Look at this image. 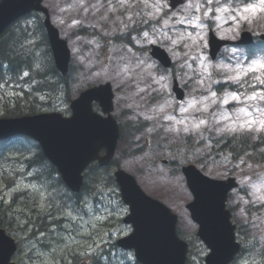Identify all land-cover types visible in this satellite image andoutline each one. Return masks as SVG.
<instances>
[{"label": "rangeland", "instance_id": "1", "mask_svg": "<svg viewBox=\"0 0 264 264\" xmlns=\"http://www.w3.org/2000/svg\"><path fill=\"white\" fill-rule=\"evenodd\" d=\"M44 5L72 52L73 87L68 94L76 98L86 86L106 81L113 84L114 115L122 114L130 127L118 145L119 167L134 175L148 195L179 216L180 230L189 238L197 229L185 208L191 195L180 173H176L177 167L171 164L165 167L161 161H179L181 168L187 160L193 163V159H201L206 169L193 164L206 175L216 179L235 177L239 187L230 194L228 208L234 223L244 225V237L251 248L236 264H264V161L236 163L230 158L213 156L207 143L208 138L220 135L247 134L252 140H259L261 133L264 135L258 125L253 124V130L248 131L246 124L264 120V69L259 67L264 64V54L248 56L242 49L225 48L213 62L207 44L209 28L218 37L231 40L238 39L243 30L263 33L264 3L186 0L177 10L171 9L169 0H45ZM251 7L255 11H245ZM37 23V18L22 20L18 24L22 29L16 32L22 33L24 44L35 50L34 54L42 61L44 40L35 28ZM86 26L90 33L93 29L97 32L78 33ZM23 27L35 29L30 32ZM14 35L16 39L20 37ZM125 35L130 43L112 45L108 40ZM11 42L14 43L6 42L4 48L15 46L9 45ZM153 44L169 53L175 63L172 71L162 69L150 57L149 47ZM25 45L16 50L27 51ZM108 53L109 60L102 57ZM124 56L134 57L138 63L125 61ZM122 67L124 71L118 70ZM173 77L187 92L183 102H178L172 92ZM19 94L16 86L0 85V116L4 114L3 105L7 101L15 105L10 99ZM53 102L62 108L61 99ZM138 126H142L140 132L132 135ZM171 145H177L174 153L170 152ZM183 155L185 160L181 159ZM103 175L98 174L102 179L99 184L92 180L96 175L90 178L91 194L86 192L76 203L69 197V202L63 204L65 198L60 190L42 191L28 178L10 187L6 182L0 185V203L8 205L5 209L10 211L6 230L20 245L14 259L17 264H68L76 255H80L81 263L96 258L113 261L110 264H136L133 253L115 247L117 239L131 233V227L122 223L128 208L121 201L118 188L106 184ZM48 183L53 185L52 181ZM97 191L96 204L93 200ZM19 192H25L19 195L32 202L39 195L36 205L39 213H33L15 199ZM48 213L51 216H46ZM41 228L44 233H38ZM240 242L244 244V239ZM206 254V247L194 241L189 262L201 264Z\"/></svg>", "mask_w": 264, "mask_h": 264}, {"label": "water", "instance_id": "2", "mask_svg": "<svg viewBox=\"0 0 264 264\" xmlns=\"http://www.w3.org/2000/svg\"><path fill=\"white\" fill-rule=\"evenodd\" d=\"M43 0H2L0 1V35L16 20L31 11L47 10ZM173 8L179 3L172 2ZM45 25L55 63L62 74H67L70 51L67 43L61 40L58 30L49 18ZM251 41L249 34L243 35L242 43ZM229 44L218 40L210 33L211 57L216 58L220 49ZM152 56L165 68L172 65L168 54L160 47L153 46ZM174 91L178 98L183 92L175 82ZM113 94L110 86H100L89 90L73 102V115L64 118L60 114H44L35 117L0 120V139L16 134L31 136L42 146L46 157L58 168L66 184L74 191L82 185V172L93 161L107 165L115 152L119 129L112 116L103 118L92 111V102L98 101L103 112L113 110ZM102 148L107 155L99 156ZM188 185L195 200L188 209L192 218L199 223L198 235L212 250L207 264H227L237 253L235 227L230 222V213L225 209L228 193L237 184L234 179L216 181L203 176L195 167L184 168ZM116 180L123 200L130 206L131 214L125 220L133 225L134 232L118 244L125 249H134L139 262L143 264H186L187 245L179 240L176 233L177 216L160 202L146 196L128 174L119 171ZM16 251L14 240L0 229V264H9Z\"/></svg>", "mask_w": 264, "mask_h": 264}, {"label": "trees", "instance_id": "3", "mask_svg": "<svg viewBox=\"0 0 264 264\" xmlns=\"http://www.w3.org/2000/svg\"><path fill=\"white\" fill-rule=\"evenodd\" d=\"M41 29L43 35L42 39L44 40V43H42L44 48L40 57L42 61H39L38 58H35L34 55H31V52L29 51L27 52L19 49L16 50V47L19 48L20 44L16 43L15 36L13 39L8 40L14 41V43L11 42L9 45H15L10 47L8 50L4 48V44H6V42L8 41H5V39L4 41L2 40L3 42L0 43V45L2 44L0 46V77H3L5 73H8L9 76L12 74L17 77L18 75H20L19 72L22 68L33 70V65L39 63L41 68L33 72L35 74V78L37 79L36 81H38L39 88L42 90L40 92H49L47 93L49 101L39 103L38 99L35 98L29 106L23 108V112H16L17 110L5 106L4 110L6 111V113L13 112V114H35L38 112L47 111L49 110L45 109L47 107V103L51 102L55 97L61 98L63 94H68V82L73 72L72 68L70 69V73L67 77H62L57 72L53 64L50 48L42 24ZM23 52L27 53L23 54ZM221 141H223V148L222 150H220V152L226 155H232L235 160L246 157L248 153H250L251 156H261L259 152L262 148L261 145L251 142L250 138L248 137L241 138L240 140H219V142ZM4 143L5 142H2L0 144ZM0 148H2L0 149V151H4V147L1 146ZM11 152H16V156L14 158L9 157L7 160H5V158L3 157V160H5V164L7 163V168L5 165L4 168H0V185L6 182L7 186L10 187L13 185L12 182L16 181L15 176L17 174H21L23 172H28L31 174L33 173V181H35L36 184L39 183L42 186H47V188L49 189L48 192L50 193L52 191H55L57 193V190H60L62 195H64L63 197L65 198L63 204L69 202V197L64 193V187L61 179L55 177V169L44 157L38 144L28 139H23L22 142L16 144ZM5 173H7V175H5ZM48 180L52 181L53 185L50 183L46 185V183L49 182ZM53 186L57 189H54ZM15 199L22 203L23 206L27 205L26 208L32 209V211H34V209L36 210V200L32 202L29 199L20 196L19 193L15 194ZM5 207H8V205H2L0 203V227L3 228H7L5 221L8 217L7 215H10V211L6 210ZM63 207L65 206L63 205ZM62 211L63 210H61V212ZM61 212H59L58 214H60ZM41 215L42 213H40V216ZM8 220L10 221V218ZM57 220L58 219H56V221Z\"/></svg>", "mask_w": 264, "mask_h": 264}, {"label": "snow or ice", "instance_id": "4", "mask_svg": "<svg viewBox=\"0 0 264 264\" xmlns=\"http://www.w3.org/2000/svg\"><path fill=\"white\" fill-rule=\"evenodd\" d=\"M262 3H264V0H261ZM245 11L248 12V11H255V8L254 7H251V8H245ZM259 67L264 69V64H259ZM255 70V69H253ZM28 72H24L23 75L24 76H28ZM264 82V81H262ZM215 95V94H213ZM237 97H233V99H236ZM241 111H244L243 109H241ZM262 115H264V113H262ZM246 124H247V130L248 131H252L253 130V127L252 125L255 124V125H258L259 128L258 130L260 131H264V120H257V121H246ZM241 128L243 129L244 128V125H241ZM232 131H236V129H232Z\"/></svg>", "mask_w": 264, "mask_h": 264}, {"label": "bare ground", "instance_id": "5", "mask_svg": "<svg viewBox=\"0 0 264 264\" xmlns=\"http://www.w3.org/2000/svg\"><path fill=\"white\" fill-rule=\"evenodd\" d=\"M4 74V73H3ZM5 172V171H4ZM28 173V172H27ZM21 174H25V172L21 173ZM6 175V174H5ZM35 182V181H34ZM36 183V182H35ZM77 202V201H76ZM75 202V203H76ZM62 219H58V221H61Z\"/></svg>", "mask_w": 264, "mask_h": 264}]
</instances>
